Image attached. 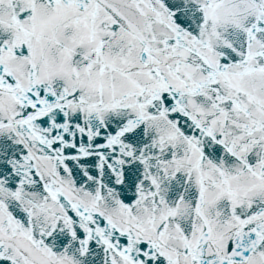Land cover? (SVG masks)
<instances>
[{"label": "snow or ice", "instance_id": "6c2138e0", "mask_svg": "<svg viewBox=\"0 0 264 264\" xmlns=\"http://www.w3.org/2000/svg\"><path fill=\"white\" fill-rule=\"evenodd\" d=\"M0 264H264V0H0Z\"/></svg>", "mask_w": 264, "mask_h": 264}]
</instances>
